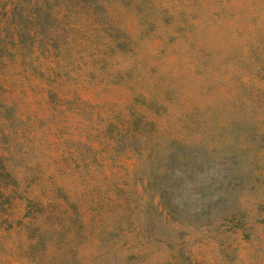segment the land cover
I'll return each mask as SVG.
<instances>
[{"label": "rangeland", "instance_id": "374dc122", "mask_svg": "<svg viewBox=\"0 0 264 264\" xmlns=\"http://www.w3.org/2000/svg\"><path fill=\"white\" fill-rule=\"evenodd\" d=\"M0 264H264V0H0Z\"/></svg>", "mask_w": 264, "mask_h": 264}]
</instances>
